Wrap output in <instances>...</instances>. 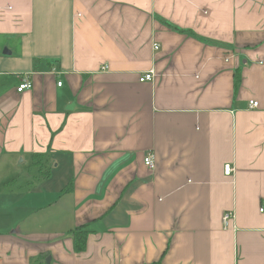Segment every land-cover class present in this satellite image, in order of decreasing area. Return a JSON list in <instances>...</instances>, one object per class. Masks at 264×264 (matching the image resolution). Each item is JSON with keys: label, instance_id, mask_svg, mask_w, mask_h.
<instances>
[{"label": "crops", "instance_id": "1", "mask_svg": "<svg viewBox=\"0 0 264 264\" xmlns=\"http://www.w3.org/2000/svg\"><path fill=\"white\" fill-rule=\"evenodd\" d=\"M262 205L264 0H0L2 264H264Z\"/></svg>", "mask_w": 264, "mask_h": 264}, {"label": "built area", "instance_id": "2", "mask_svg": "<svg viewBox=\"0 0 264 264\" xmlns=\"http://www.w3.org/2000/svg\"><path fill=\"white\" fill-rule=\"evenodd\" d=\"M152 46H153V50L154 51H157L160 48L159 43L156 40H153ZM155 77H156V73H155V71L153 69H151L148 72H144L140 76V81H142V82H145V81H154ZM58 84L59 85H62V82L60 81V82H58ZM32 86H33V84H32V81H31L29 75H25V76H23L21 78L20 83L17 86V90L19 92H24L26 90L31 89ZM258 106H259V102L258 101L252 100L250 102V107H258ZM145 164L147 166H149L150 168L155 167V158H154V155L153 154H148L145 157ZM234 172H235V167L232 164H227L225 166V174L232 175V174H234ZM260 211L261 212H264V205H262L260 207ZM234 219H235L234 213H231V212L226 213L224 215V220H223L224 226L225 227H228L230 225L231 221L234 220ZM0 264H2L1 261H0Z\"/></svg>", "mask_w": 264, "mask_h": 264}, {"label": "trees", "instance_id": "3", "mask_svg": "<svg viewBox=\"0 0 264 264\" xmlns=\"http://www.w3.org/2000/svg\"><path fill=\"white\" fill-rule=\"evenodd\" d=\"M239 78V76H237ZM237 78V83L240 78ZM90 230L86 225H82L73 230V248L77 253H81L87 249V239L89 236ZM159 264V263H152Z\"/></svg>", "mask_w": 264, "mask_h": 264}]
</instances>
